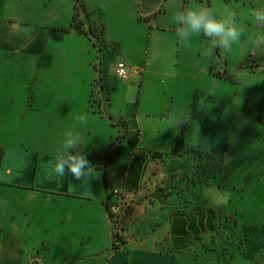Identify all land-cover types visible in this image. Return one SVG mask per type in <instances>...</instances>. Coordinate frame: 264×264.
Segmentation results:
<instances>
[{"label":"crops","instance_id":"crops-1","mask_svg":"<svg viewBox=\"0 0 264 264\" xmlns=\"http://www.w3.org/2000/svg\"><path fill=\"white\" fill-rule=\"evenodd\" d=\"M48 1L45 13L35 14L17 9L13 0H0V20L9 11L22 20L60 19L59 8ZM75 1L68 4L66 25L56 30L41 28L26 40L35 26L19 23L9 28L12 39L0 38L1 49L23 51L35 57L38 70L51 69V74L36 69L35 76L41 84L56 85L49 95L36 97L34 122L23 125L28 134L18 142L4 140L5 134L0 139V264H230L206 256L201 240L218 213L239 212V193L256 190L251 179L258 188L264 180V99L258 94L260 106L238 108L234 73L216 67L217 55L223 59L220 49L205 55L209 41L202 35L190 45L178 42L172 14L208 7L213 0ZM97 12L99 20H92L90 13ZM6 28L0 21V29ZM64 37L67 44L52 45ZM69 52L74 59L64 58ZM120 61L143 69L122 80L116 74ZM119 82L128 90L125 109L116 106ZM66 84L71 90L65 92L61 85ZM85 113L87 123L81 124L76 117ZM186 116L191 148L226 153L220 180L194 190V155L173 154ZM6 129L1 124L0 130ZM69 130L80 132L81 151L92 166L85 180L56 177L47 167ZM112 146L105 182L94 156H104ZM210 185L231 193L226 205L213 208L202 198ZM116 188L125 195L121 210L129 213L118 250L106 206L109 196L110 203L115 200ZM250 241L261 244L247 247L241 264H264V234Z\"/></svg>","mask_w":264,"mask_h":264},{"label":"rangeland","instance_id":"rangeland-1","mask_svg":"<svg viewBox=\"0 0 264 264\" xmlns=\"http://www.w3.org/2000/svg\"><path fill=\"white\" fill-rule=\"evenodd\" d=\"M13 1L17 9H19V7L23 9L27 8V10L33 9L36 11L35 14L39 11L42 12V10L43 13H45L47 10L44 0ZM74 1L75 0H49L48 5L50 7L57 6L60 10V19H55L54 21L45 18H28V20L17 19L14 13L9 11L7 12L8 14L3 16L0 20L7 26L6 29H0V38L6 37L7 39H12L10 27L18 26L19 23H23V25L27 23V27L28 24L35 26L34 29L28 33L26 40H30L41 28H45L48 32L56 30L57 27L66 25L68 21V4ZM87 1H90L92 4H97L96 0ZM230 2L231 3L228 5L224 0H213V3L209 6L214 7L217 12L221 14L225 8L234 10L238 16V24L243 29L241 42L239 44L233 45L232 49L228 52L220 50V56L223 57L222 60H220L219 56L216 54L218 58L216 67H228L229 73H234L236 81L233 85L235 91L234 98L238 108H241V106L249 107V105L251 107L255 105L260 106L259 103L256 104L255 99L258 97V94L261 96V102L264 99V73L263 71L258 73L261 69L264 70V44H255L254 37L256 34L264 32V25L254 24L249 13L253 8L264 7V0H231ZM75 3L77 4L76 1ZM81 14L85 15L84 12H81ZM90 17L92 20H99L98 17H100V14L98 12L90 13ZM124 21L127 25L131 24L129 18L124 19ZM91 35L94 36L93 34ZM92 39L97 41V37L95 36ZM16 41L19 42V45H16L17 48L21 49L23 43H21L19 38H17ZM68 42L69 40H67V37L59 41L54 38L52 45H56L57 43L65 45ZM92 43L93 42H91V44ZM64 58L70 60L75 57L69 52L67 57ZM45 60H50L49 56ZM37 66L38 62L33 55H27L23 51H14L13 49L3 50L0 46V126L2 124L7 128L3 131L0 130V139H2L3 134H5L4 140L18 142L25 134H28V132L24 130L23 125L26 122L28 123L27 126L30 127V124L34 122L36 97L40 95H49L53 86H56L52 80H47L43 84L40 83L39 78H36L37 75L35 76L36 69L39 71L38 74H51L50 71L52 70L46 71L44 67L38 70ZM122 84L123 82H119V96L121 99L116 103L118 109H125L128 96V90L123 87ZM61 86L62 89L65 87V92L71 90L69 87L71 85L69 84ZM210 87H212L213 90L215 89L214 86ZM190 109L189 106L186 114L188 116ZM26 111L31 112L27 114ZM260 128L261 132L264 134V126L260 125ZM255 140L261 142V135H257ZM233 142H236L235 138ZM242 174L245 175V173ZM217 180H220V178H217ZM250 181L253 183L256 190L253 194L239 193L240 195L236 198L235 209L236 211L240 209L238 210L240 213H218L212 231L206 233L202 237L203 253L207 254L206 256L210 253V255L213 256L211 260L217 259L219 262L223 261L230 264L231 262H235V264H241L248 254L247 247H258L261 244V242L256 244L252 243L250 240H252L255 235L260 233L264 234V225H258L260 220H264V180L259 188L257 187L256 179H251ZM191 187L194 190L192 185ZM187 189L190 190L189 187ZM178 194L177 197L179 200L184 201L181 198L182 192H178ZM192 195L193 193L191 192L187 197H191ZM128 215L129 213L126 212L123 220L122 232L120 233L125 239V230L129 224ZM212 237H215V241L212 240ZM116 243L119 247L123 244L120 242Z\"/></svg>","mask_w":264,"mask_h":264},{"label":"clouds","instance_id":"clouds-1","mask_svg":"<svg viewBox=\"0 0 264 264\" xmlns=\"http://www.w3.org/2000/svg\"><path fill=\"white\" fill-rule=\"evenodd\" d=\"M249 15L254 24L264 25V7L253 8ZM171 22L177 26L176 38L181 44L190 45L193 37L201 35L205 37L209 41V46L204 50L205 55H211L216 49L230 51L233 45L241 42L243 33L242 27L238 24L237 13L229 8H225L222 14L214 7L184 8L172 14ZM254 43L264 44V32L255 35ZM87 119L86 113L76 117L81 124H86ZM83 147L80 132L67 131L55 157L48 161L50 174L60 178L71 176L76 180H85L92 166L81 151ZM202 198L210 207L217 208L228 203L231 193L210 185L203 189Z\"/></svg>","mask_w":264,"mask_h":264},{"label":"trees","instance_id":"trees-1","mask_svg":"<svg viewBox=\"0 0 264 264\" xmlns=\"http://www.w3.org/2000/svg\"><path fill=\"white\" fill-rule=\"evenodd\" d=\"M209 7V6H208ZM78 11V6H77ZM75 27H79V25H75ZM188 116L180 123V132L177 138L176 147L173 150V154L182 155L184 153H192L195 157V164L193 167V175L191 177V185L193 187H202L209 185L212 179L221 178L223 168H224V161L226 157L225 152H220L216 150H208L205 148H191L188 143L189 133L191 130V125L189 123ZM116 146H112L109 150L106 151L104 156L95 155L94 162L98 166L103 173L104 181L106 182L105 178V170L108 163V159L112 152L115 150ZM110 197L106 202L107 210L112 221L113 226V233H114V250H118L119 246L116 242L124 243L125 238L121 236L120 233H116L113 222V215L110 213L109 204H110ZM125 218V216H124ZM124 220V219H123ZM122 220V225H123ZM124 229V228H123Z\"/></svg>","mask_w":264,"mask_h":264},{"label":"built area","instance_id":"built-area-1","mask_svg":"<svg viewBox=\"0 0 264 264\" xmlns=\"http://www.w3.org/2000/svg\"><path fill=\"white\" fill-rule=\"evenodd\" d=\"M142 67H131L125 61L118 62L116 66V74L122 80H127L132 73L141 71ZM112 197L115 198L113 202L109 204L110 213L114 216L113 222L114 226L116 227L115 232L121 233L122 232V220L126 215L120 208L121 203L123 202L125 195L122 190L116 188L112 189Z\"/></svg>","mask_w":264,"mask_h":264}]
</instances>
